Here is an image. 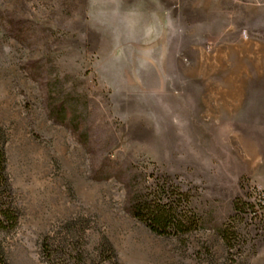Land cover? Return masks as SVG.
<instances>
[{
    "label": "rangeland",
    "instance_id": "rangeland-1",
    "mask_svg": "<svg viewBox=\"0 0 264 264\" xmlns=\"http://www.w3.org/2000/svg\"><path fill=\"white\" fill-rule=\"evenodd\" d=\"M0 125L11 264H264V0H0ZM161 173L199 229L126 211Z\"/></svg>",
    "mask_w": 264,
    "mask_h": 264
},
{
    "label": "trees",
    "instance_id": "trees-1",
    "mask_svg": "<svg viewBox=\"0 0 264 264\" xmlns=\"http://www.w3.org/2000/svg\"><path fill=\"white\" fill-rule=\"evenodd\" d=\"M7 142L8 134L0 125V264H11L6 235L18 227L22 215L7 170ZM151 176V181L141 189H134L133 179L129 180L127 188H130V193L125 207L126 211L144 223L153 233L161 236H179L199 229L201 216L191 206L193 196L190 191L183 190L179 184L174 182L169 173ZM243 202L241 197L235 198L233 202L235 215L233 216L241 212H250V209L246 207L247 203ZM220 233L227 244L231 245L232 229H228L227 226L221 229ZM42 246L49 264L66 262V257L58 259L57 255L60 250L70 249L65 246L62 249L56 248L55 238L46 236ZM107 246L105 253L110 251L111 255L105 258L111 260L115 258L114 248L108 242Z\"/></svg>",
    "mask_w": 264,
    "mask_h": 264
},
{
    "label": "crops",
    "instance_id": "crops-1",
    "mask_svg": "<svg viewBox=\"0 0 264 264\" xmlns=\"http://www.w3.org/2000/svg\"><path fill=\"white\" fill-rule=\"evenodd\" d=\"M236 86H237V85H236L235 83L232 84V88H233V90L237 89ZM232 88H231V89H232ZM231 97H232V99H235V95H232Z\"/></svg>",
    "mask_w": 264,
    "mask_h": 264
}]
</instances>
